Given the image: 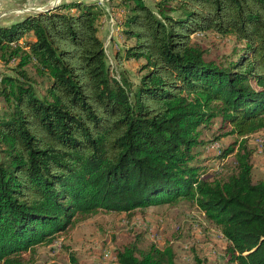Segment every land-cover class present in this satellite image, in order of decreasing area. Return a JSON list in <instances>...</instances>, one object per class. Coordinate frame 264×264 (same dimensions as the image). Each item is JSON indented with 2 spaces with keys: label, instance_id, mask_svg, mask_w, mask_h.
<instances>
[{
  "label": "trees",
  "instance_id": "trees-1",
  "mask_svg": "<svg viewBox=\"0 0 264 264\" xmlns=\"http://www.w3.org/2000/svg\"><path fill=\"white\" fill-rule=\"evenodd\" d=\"M115 1V25L131 42L124 57L143 62L136 85L109 72L99 0L0 24V63L9 66L0 74V264H38L34 245L75 211L130 216L178 198L218 230L223 264H264V182L251 179L248 146L262 133L264 147V0ZM204 31L240 47L207 60L190 38ZM29 69L43 80L40 94ZM216 121L222 134L202 141ZM226 136L235 140L218 157L233 153L230 166L199 179L192 150ZM137 237L115 264H177L171 244ZM68 264H79L73 253Z\"/></svg>",
  "mask_w": 264,
  "mask_h": 264
},
{
  "label": "rangeland",
  "instance_id": "rangeland-1",
  "mask_svg": "<svg viewBox=\"0 0 264 264\" xmlns=\"http://www.w3.org/2000/svg\"><path fill=\"white\" fill-rule=\"evenodd\" d=\"M6 1L9 7L6 6ZM90 1L97 2V0ZM4 2L3 8L16 7L9 0ZM99 2L103 4V14L98 19L99 35L103 41L109 72L115 78L123 72L127 79L136 85L138 78L144 73L139 69L143 62L124 57L123 50L131 42L125 39L120 33L121 29L115 25L116 18L120 19L123 10L116 5L115 0L112 6L107 4L108 0H99ZM144 2L152 8L155 0H144ZM32 9L25 12H33ZM13 14L1 15L0 24H4L7 19L12 21L20 18L22 13ZM190 38L200 44L207 60H215V62L221 61L229 56L232 50L240 47L231 36H220L209 31L196 32ZM8 68L9 66L0 63V74L8 73ZM28 72L34 80V89L38 94L42 93L43 80L31 69ZM261 115L264 118V113ZM222 132L218 129L216 121L201 129L200 139L204 142L210 141L220 136ZM261 134L248 137V146L254 149L251 157L253 182H264V147ZM234 140L233 136L220 137L217 141H212L213 143L208 142L192 150L193 153L198 154L194 161L201 169L198 171L199 179H209L215 173L230 166L233 153L220 159L218 156L230 147ZM132 232L140 236V243L146 246L154 244L162 247L171 244L177 264H192L194 256L202 260L203 264L224 263L222 250L226 243L222 236L203 218L201 212L184 198H178L171 203L147 206L133 211L130 216L102 210L87 215L75 211L63 230L54 232L52 236L49 235L52 237L50 242L44 243L43 240L40 244L34 245V260L38 264H68V253H73L79 264H115L114 253L131 242Z\"/></svg>",
  "mask_w": 264,
  "mask_h": 264
},
{
  "label": "crops",
  "instance_id": "crops-1",
  "mask_svg": "<svg viewBox=\"0 0 264 264\" xmlns=\"http://www.w3.org/2000/svg\"><path fill=\"white\" fill-rule=\"evenodd\" d=\"M9 1H11L13 4H15L16 7L10 8V9L9 8H3L2 6L4 5L3 3H5V2H4V0H0V16L3 14L4 15L5 14L10 15L13 13H20L21 14V13H23V11H25V10H23L24 9L23 6L29 5V4H25V2H23V0H9ZM68 1H70V0H28L26 2L30 3V5L33 6L34 8H39V9L33 10V12H35V11H45L48 9H52L55 6H57L58 4H60L62 2H68ZM7 5H8V2L6 1V6ZM7 7H9V5ZM26 8H28V7H26ZM29 8H31V7H29ZM8 21L9 20L7 19L6 22L4 21L3 23L11 22V21H9V22Z\"/></svg>",
  "mask_w": 264,
  "mask_h": 264
},
{
  "label": "built area",
  "instance_id": "built-area-1",
  "mask_svg": "<svg viewBox=\"0 0 264 264\" xmlns=\"http://www.w3.org/2000/svg\"><path fill=\"white\" fill-rule=\"evenodd\" d=\"M28 9H32V8H25L24 10L28 11ZM35 9H39V8H33L32 11L35 10Z\"/></svg>",
  "mask_w": 264,
  "mask_h": 264
}]
</instances>
